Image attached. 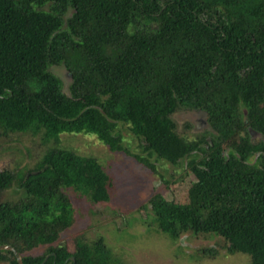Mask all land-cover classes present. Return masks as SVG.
Segmentation results:
<instances>
[{"label": "trees", "instance_id": "16d2710c", "mask_svg": "<svg viewBox=\"0 0 264 264\" xmlns=\"http://www.w3.org/2000/svg\"><path fill=\"white\" fill-rule=\"evenodd\" d=\"M182 108L208 115L209 140L178 134ZM28 130L94 134L152 171L185 161L189 201L148 202L158 230L218 237L228 254L264 264V140L251 139L264 136V0H0V137ZM15 179L0 171V246L23 264H122L103 238L79 237L73 253L59 243L75 223L70 191L110 201L95 158L51 151L20 180L23 196L3 202ZM0 264L19 263L3 250Z\"/></svg>", "mask_w": 264, "mask_h": 264}, {"label": "rangeland", "instance_id": "374dc122", "mask_svg": "<svg viewBox=\"0 0 264 264\" xmlns=\"http://www.w3.org/2000/svg\"><path fill=\"white\" fill-rule=\"evenodd\" d=\"M51 72L61 79L63 91L69 93L71 76L66 67L53 66ZM173 118L178 134L189 141L201 137L209 140L213 133L204 112L182 108ZM120 131L132 153L142 154L141 142L127 126L122 125ZM251 137L254 143L264 140V136L254 132ZM57 150L95 158L112 180L111 198L105 203H94L73 191L68 193L76 211L75 223L63 232L59 243L69 252L75 251L79 237L88 241L103 238L122 264H251L248 254H228L224 240L218 237L186 233L174 241L158 230L148 202L155 194L168 201H189L193 174L185 168V161L178 166L158 162L157 170L152 171L122 152L111 151L94 134L61 133L49 138L43 130H28L1 136L0 171H10L16 177L1 200L13 202L21 198L24 191L19 186L20 180L37 169L47 153ZM45 249L40 247L34 253ZM207 249H216L217 255L203 254Z\"/></svg>", "mask_w": 264, "mask_h": 264}, {"label": "water", "instance_id": "95a60500", "mask_svg": "<svg viewBox=\"0 0 264 264\" xmlns=\"http://www.w3.org/2000/svg\"><path fill=\"white\" fill-rule=\"evenodd\" d=\"M3 250L12 251L14 253V255L16 256L18 263L19 264H23L22 257L18 254V252L12 246H10V245H1L0 246V251H3ZM47 259H48V257H46V259L44 260L43 264L47 261ZM71 259L74 261L73 257Z\"/></svg>", "mask_w": 264, "mask_h": 264}]
</instances>
